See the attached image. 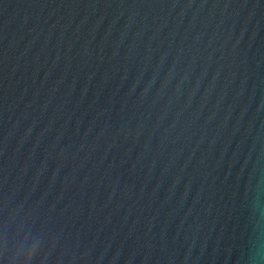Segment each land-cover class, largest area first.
<instances>
[{"label": "water", "instance_id": "1", "mask_svg": "<svg viewBox=\"0 0 264 264\" xmlns=\"http://www.w3.org/2000/svg\"><path fill=\"white\" fill-rule=\"evenodd\" d=\"M0 264H264V0H0Z\"/></svg>", "mask_w": 264, "mask_h": 264}]
</instances>
